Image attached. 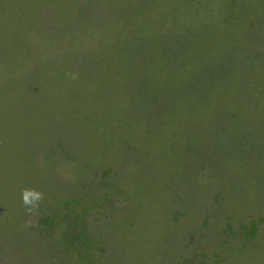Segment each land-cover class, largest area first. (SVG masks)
I'll return each mask as SVG.
<instances>
[{
  "label": "rangeland",
  "instance_id": "1",
  "mask_svg": "<svg viewBox=\"0 0 264 264\" xmlns=\"http://www.w3.org/2000/svg\"><path fill=\"white\" fill-rule=\"evenodd\" d=\"M187 2L0 0V264H264V0Z\"/></svg>",
  "mask_w": 264,
  "mask_h": 264
},
{
  "label": "trees",
  "instance_id": "2",
  "mask_svg": "<svg viewBox=\"0 0 264 264\" xmlns=\"http://www.w3.org/2000/svg\"><path fill=\"white\" fill-rule=\"evenodd\" d=\"M204 1V7H202V8H200V11L198 10V8L196 7V6H194V5H196L197 4V0L195 1V4H194V2H193V0H188V2H187V4L189 3V8H186L188 11L186 12L187 14H186V17L187 18H190V16H191V14L192 15H197V14H200V18L197 20V22L198 23H201L199 20H203V21H206V20H208L209 18H210V16H212L213 15V9H214V6L216 5V7L215 8H217L218 6L220 7L221 5L224 7V5L225 4H227V0H203ZM217 1V3L216 4H214V2H216ZM199 2V1H198ZM238 2H239V6H240V8H241V6H242V8H244V6H245V3H244V0L243 1H241V0H238ZM175 3V2H174ZM137 4H145V8L149 11V12H151L152 13V15H154V14H156L157 15V13H156V11H155V8H152L154 5H155V0H136V5ZM219 4V5H218ZM234 4V6H236V4H235V2L233 3ZM138 6V5H137ZM175 7H179V8H174V12L173 13H175L177 16L180 14V12H181V5L179 4V2H176V4H175ZM138 8V7H137ZM153 9V10H150V9ZM263 13H264V11H262ZM176 15H174V17L176 16ZM176 16V17H177ZM198 16V15H197ZM260 16H262V14L260 15ZM223 18H224V16H223ZM226 18H227V20H225V24L228 22L229 23V26L230 25H233V22H237L236 21V15H235V13H234V11L232 12V13H228V12H226ZM225 19V18H224ZM210 24L212 25V27L213 26H216V20H213L212 18H211V22H210ZM195 26L194 25H189V24H187V25H185L184 27H183V29H182V31H185L186 33L189 31V32H191V31H193V29L192 28H194ZM230 30V29H229ZM194 33L192 34V36L193 37H199L200 35H203V34H200V31H198V30H196V31H193ZM182 34H183V32H182ZM137 35V34H136ZM135 37V36H134ZM133 37V38H134ZM203 40H205V41H203ZM203 40H202V37L200 38V40L198 41V43L199 44H197V47H196V49H195V51H198V54H197V56L195 57V58H193V59H188V61H190V60H192L191 62H189V63H192V64H197V65H200V66H204V68H206V69H209L210 68V66L212 65H214V63H213V61H214V59H212L213 58V56L211 57V58H208L207 60H206V58H204V57H202L203 56V53H205L204 51L205 50H207V49H209L210 47H211V43L207 40V38L206 37H203ZM135 41V40H134ZM140 41V45H142L143 44V40H139ZM203 41V42H202ZM211 41H212V39H211ZM227 42V41H226ZM225 42V43H226ZM225 45H227V44H224V46ZM143 47H145V45L143 46ZM217 48V47H216ZM221 48V47H220ZM223 49H226L225 47H223ZM228 49H229V47H228ZM228 49H226V50H228ZM248 52H250V49H249V51ZM257 57H259V55H256V56H253V60L255 59V58H257ZM226 58V57H225ZM232 58H234V59H236V61H240L241 59H240V56H237V54H234L233 52H232V57H231V59ZM196 60H200V61H202V62H204V64H202L201 62H199V61H196ZM252 60V59H251ZM256 60V59H255ZM254 60V61H255ZM206 61L207 62H209V64H206ZM253 61V62H254ZM242 62H244L245 63V58H243L241 61H240V63L242 64V69L239 71V74L240 75H242L241 77H242V79H244V77H243V75H244V73L242 74V71H244V72H246V73H248V71L250 72L251 70H253V68L255 67V66H253V67H248V65H245V64H243ZM253 62H251V64L252 65H254L253 64ZM255 64H257L256 63V61L254 62ZM247 64V63H246ZM203 68V67H202ZM217 71H219L220 73H223V75L224 76H222V78H224V80H226V79H228L229 78V74H228V71H227V69H226V67H224V68H222L221 66H220V69L218 68V67H214ZM240 68V66H238V69ZM222 71V72H221ZM245 73V74H246ZM251 73V72H250ZM250 73H248L247 74V76H249L250 75ZM228 74V76H226ZM219 76H220V74H218V79L219 80H217L216 82H217V85H219L221 82H220V78H219ZM229 80H230V78H229ZM240 82V84H243L242 83V81H239ZM192 83V82H191ZM191 85V84H190ZM244 87H246V86H244ZM244 87H242V88H244ZM259 89V93H256V95H257V100H256V102L259 104V106L260 105H262L263 104V97H264V89L261 91V89L260 88H258ZM245 90H246V88H245ZM261 107V106H260Z\"/></svg>",
  "mask_w": 264,
  "mask_h": 264
},
{
  "label": "clouds",
  "instance_id": "3",
  "mask_svg": "<svg viewBox=\"0 0 264 264\" xmlns=\"http://www.w3.org/2000/svg\"><path fill=\"white\" fill-rule=\"evenodd\" d=\"M44 199V193L35 188H24L21 190V204L29 214L38 213L40 204Z\"/></svg>",
  "mask_w": 264,
  "mask_h": 264
}]
</instances>
